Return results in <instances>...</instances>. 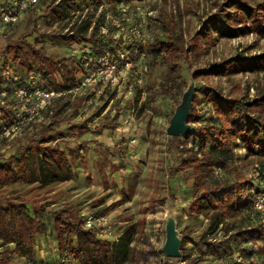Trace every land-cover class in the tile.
Listing matches in <instances>:
<instances>
[{"label":"rangeland","instance_id":"obj_1","mask_svg":"<svg viewBox=\"0 0 264 264\" xmlns=\"http://www.w3.org/2000/svg\"><path fill=\"white\" fill-rule=\"evenodd\" d=\"M59 1L43 0L9 28L0 27V61L8 60L3 70L7 69L9 79L56 93L46 108L32 116L30 103L25 107L15 91L5 88L7 98H0V164L21 165L28 155L54 158L62 151L73 175L68 181L46 179L41 166L36 182L0 184V198L46 208L33 258L60 257L54 233L57 217L74 223L94 214L107 219L110 236L103 239L110 243L118 241L129 227L135 229V262L125 264H264V241L236 247L229 240L227 248L223 242L229 235L221 226L195 213L194 177L191 171H174L194 144H186L183 135L167 132L175 113H192V96L201 87L238 101H251L264 93V69L198 80L192 77L198 70L234 57L264 56V38L201 34L212 16L231 12L229 0H79L82 10L62 26L45 10ZM242 1L253 5L260 0ZM74 23L87 29L85 38L66 46L59 36ZM91 32L95 38L87 42ZM163 35L177 38L183 49L177 59L181 67L177 93L162 89L168 70L161 56L152 51L153 41ZM25 44L41 50L42 58L50 59L47 63L66 58L70 69L81 66L77 87L56 91L54 87L62 85L59 75L50 85L29 75L27 68L19 69L12 58L16 48L23 50ZM95 46L113 53L98 57ZM200 101L194 112L197 122L188 124L191 131L212 123L211 111ZM238 143L224 167H214L208 178L221 182L239 174L264 190V159L246 154ZM115 203L119 205L112 208ZM167 211L173 213L182 241L188 239L181 243L179 258L161 253ZM240 221L255 222L248 211L230 220L235 225ZM205 243L219 245V255L207 254ZM0 253L9 258L1 264L27 262L14 257L10 247L0 246ZM186 255L190 260L185 262Z\"/></svg>","mask_w":264,"mask_h":264},{"label":"trees","instance_id":"obj_2","mask_svg":"<svg viewBox=\"0 0 264 264\" xmlns=\"http://www.w3.org/2000/svg\"><path fill=\"white\" fill-rule=\"evenodd\" d=\"M42 1L39 0L36 6L41 5ZM227 6L231 12L212 16L203 25L205 30L201 33L203 36L215 33L224 39H231L244 34H254L264 38V0L253 5L242 0H229ZM45 10L53 22L62 26L75 12L82 10V5L79 0H60L54 6H46ZM86 31L87 29L74 23L59 37L66 46H70L84 39ZM88 38L87 42H90L92 38H95V34L91 32ZM24 47L23 50L16 48L12 58L19 69L27 68L29 75L33 74L36 78L47 80L49 84L55 80L56 74L59 75L62 85L54 87L53 90L56 91L64 92L77 87V76L83 74L81 66L70 69L66 58L47 63L50 59L46 56L42 58L41 50H36L28 44ZM7 48L11 49L8 45ZM95 51L98 57L108 52L113 53L105 47L95 46ZM152 51L161 56L168 70L161 85L162 89L170 94L177 93L181 78V67L177 59L183 54L177 38L163 35L160 39H155ZM262 57L264 56L234 57L220 64L211 65L208 69L198 70L192 77L198 80L201 77H220L240 71L259 72L264 69ZM8 90L11 89L8 88ZM199 93H201L200 97L197 95ZM199 99H201L200 103L206 105L211 111L212 123L200 125L194 131L183 135L185 143L191 142L194 147L186 149L187 157L174 171H191L194 177L192 201L195 205V213L221 226L223 232L229 235L227 241L223 242L227 248H229V240H232L236 247L240 243L254 245L257 241H264V220L253 209L254 199L258 194L264 193V190L239 174L221 182L208 178L214 167H224L225 159L233 155L237 141L246 154L257 155L264 159V93H260L251 101H238L226 98L215 89L201 87L192 96V113L187 118L188 124L197 122L198 117L194 112ZM51 138L53 136L49 137ZM55 152L53 151V154H57ZM57 156L34 157L31 154L21 159V165L12 166L2 163L0 164V184L11 186L18 182H36L38 178H41V166L45 169L42 176L46 179H54L58 182L72 180L71 168L64 153L59 151ZM118 205L119 203H115L112 208ZM243 211L253 215L255 222L248 221L242 224L240 221L236 225L230 222L233 217L239 216ZM45 213L44 206L0 198V246L10 247L16 258L32 260L35 243L41 230L40 220ZM54 233L60 256H71L78 264L135 262L136 251L132 246L135 234L133 227L126 229L118 241L110 243L103 238H98L94 231L84 230L80 219L73 223L66 218L57 217L54 220ZM187 242L188 239L182 241L183 245ZM205 245L207 254L219 255L216 251L219 245L213 243H205ZM242 251L244 250L240 253H243ZM65 253L70 255H64ZM189 258L190 256L186 255L183 261L186 262L190 260ZM8 259L7 255L0 253V264Z\"/></svg>","mask_w":264,"mask_h":264},{"label":"built area","instance_id":"obj_3","mask_svg":"<svg viewBox=\"0 0 264 264\" xmlns=\"http://www.w3.org/2000/svg\"><path fill=\"white\" fill-rule=\"evenodd\" d=\"M39 0H0V27H10L19 21L27 10L36 6ZM17 82V83H14ZM18 78H11L5 75V87L0 90V98H7L5 88L15 91L18 100L27 107L31 115H38L39 110L46 108L56 94L53 91L40 89L37 85L28 87L21 85ZM58 95V94H57ZM59 96V95H58ZM253 209L264 220V193L258 194L253 201ZM82 228L87 231H94L98 238L110 236V228L107 219L103 216L94 214H86L82 217ZM121 236V235H120ZM241 257V255H240ZM242 258V257H241ZM25 264H78V262L70 257H58L53 261H39L33 258Z\"/></svg>","mask_w":264,"mask_h":264},{"label":"water","instance_id":"obj_4","mask_svg":"<svg viewBox=\"0 0 264 264\" xmlns=\"http://www.w3.org/2000/svg\"><path fill=\"white\" fill-rule=\"evenodd\" d=\"M187 118L186 110L175 113L170 119L168 134L180 136L190 132L191 127L187 123ZM164 232L165 241L161 247V253L167 258H179L181 256L182 237L176 228L174 215L170 211H167L165 216Z\"/></svg>","mask_w":264,"mask_h":264},{"label":"crops","instance_id":"obj_5","mask_svg":"<svg viewBox=\"0 0 264 264\" xmlns=\"http://www.w3.org/2000/svg\"><path fill=\"white\" fill-rule=\"evenodd\" d=\"M2 52V51H1ZM2 57L0 56V59H1ZM8 60L6 59V61L5 62H7ZM1 62V61H0ZM5 62H1V64H0V69L2 70H0L1 72H0V86L2 87V88H4L3 86H4V83H5V75L7 74L6 72H7V69L6 70H3V67L5 68V66H6V63ZM56 258H57V256H56ZM51 259L53 260L54 259V255L53 256H51ZM50 259V260H51ZM49 260V261H50Z\"/></svg>","mask_w":264,"mask_h":264},{"label":"bare ground","instance_id":"obj_6","mask_svg":"<svg viewBox=\"0 0 264 264\" xmlns=\"http://www.w3.org/2000/svg\"><path fill=\"white\" fill-rule=\"evenodd\" d=\"M186 99V98H185Z\"/></svg>","mask_w":264,"mask_h":264}]
</instances>
